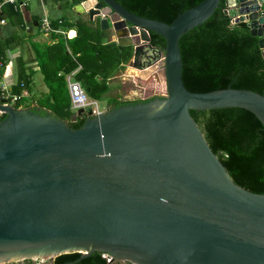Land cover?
Wrapping results in <instances>:
<instances>
[{
  "label": "water",
  "instance_id": "obj_1",
  "mask_svg": "<svg viewBox=\"0 0 264 264\" xmlns=\"http://www.w3.org/2000/svg\"><path fill=\"white\" fill-rule=\"evenodd\" d=\"M218 4L202 0L170 23L116 0L74 6L133 47L135 77L157 79L161 67L165 93L95 115L79 108L69 121L88 116L74 129L50 109L0 98V264L80 252L63 263L74 264L94 251L131 264H264V193L232 180L189 112L244 108L264 130V95L230 86L192 92L181 78L179 38ZM262 4L225 0L224 13L247 22L264 55ZM150 32L165 46L138 64L155 52Z\"/></svg>",
  "mask_w": 264,
  "mask_h": 264
},
{
  "label": "trees",
  "instance_id": "obj_2",
  "mask_svg": "<svg viewBox=\"0 0 264 264\" xmlns=\"http://www.w3.org/2000/svg\"><path fill=\"white\" fill-rule=\"evenodd\" d=\"M1 1V0H0ZM81 0H71V6ZM127 10L146 18L170 23L180 12L202 0H116ZM225 0H219L217 8L200 25L185 32L179 38L181 54V78L184 86L192 92H206L233 88L250 89L264 95V55L258 47L257 36L250 34L246 21L231 22L224 13ZM17 14L11 5L5 4L2 11ZM53 27L74 28V37L51 34L50 42H32L31 47L42 80L47 87L36 97V104L50 109L53 114L65 120L71 128L82 125L88 116L79 115L69 121V92L65 75L74 70V79L80 82L87 95L99 100L109 89V81L125 67L132 57L131 45L120 46L109 39L107 29H101L99 18L89 20L87 14L77 15L73 20L65 18L51 21ZM150 44L161 50L164 38L150 32ZM3 47L0 44V57ZM17 82L13 92L27 87L33 71L25 72L21 58L17 60ZM3 68L0 70V76ZM135 84L147 92L157 84L150 81L143 84L136 79ZM155 95L142 99L125 100L113 95L107 104H120L147 101ZM19 100L14 106H28ZM211 150L217 155L229 172L232 180L243 188L264 193V130L253 113L238 107L189 110ZM38 113L43 114V110ZM4 117L0 115V119ZM101 252L94 251L74 264H106ZM80 252L62 253L53 258L52 264H63L79 258ZM12 264V263H7ZM131 264V263H129Z\"/></svg>",
  "mask_w": 264,
  "mask_h": 264
},
{
  "label": "crops",
  "instance_id": "obj_3",
  "mask_svg": "<svg viewBox=\"0 0 264 264\" xmlns=\"http://www.w3.org/2000/svg\"><path fill=\"white\" fill-rule=\"evenodd\" d=\"M38 1L40 4L41 13L32 12L30 10L29 3L24 8L19 10L17 14H8L5 10L2 11V15L5 17L6 21L4 24H0V44L3 47V54L1 57L2 60L4 61L3 71L0 76V80L2 83L6 84L11 89L12 92H13L12 88L13 86H15L17 82V67H18L17 60L21 58V62L24 66L25 72L28 73L29 71H33L32 73L33 75L39 70L33 58L34 54L31 47V43L50 42L52 40L51 35H46L39 31L38 20L40 15H42L43 13L47 14L46 10H51L54 13L58 12L63 5L71 6V0H38ZM75 5L76 4H74L71 7H73L74 9ZM261 11L264 12V4L261 5ZM73 13L76 16L83 14L76 12L75 9ZM75 17L69 20H73ZM62 18H65V16L61 15V13L53 17H49L51 21L54 19H62ZM62 27L64 28V26ZM39 33H42L44 35V38L39 40L36 39L34 34H39ZM13 57L15 60V64L12 69L11 67L12 65L8 66V64L10 59ZM125 66L127 69L129 68L130 70H132V67H130L128 64H126ZM32 75L29 77L28 86L23 87V89H26L29 93V95L24 98V102L26 101V103L29 102L30 104L33 103L36 104L35 101L36 97L40 96L42 92H46L47 87L44 86L45 84H43L42 90L37 92V89L35 88L34 85V81L32 79ZM41 79H42V74H41ZM112 81H115L114 77L112 80L109 81V88ZM140 88H141L140 89L141 92L147 93V91L144 90L142 87Z\"/></svg>",
  "mask_w": 264,
  "mask_h": 264
},
{
  "label": "rangeland",
  "instance_id": "obj_4",
  "mask_svg": "<svg viewBox=\"0 0 264 264\" xmlns=\"http://www.w3.org/2000/svg\"><path fill=\"white\" fill-rule=\"evenodd\" d=\"M29 7L30 10L32 12H36V13H41V8H40V4L38 0H29ZM47 14L49 17H53L57 14H60L65 16V19H72L73 17H75L76 15L73 13L74 9L71 6H66L63 5L62 8L58 11V12H53L51 10H46ZM121 33L124 32L123 30L120 31ZM107 34H109V39L111 40H116L117 36L115 34V32L111 29H107ZM123 34V33H122ZM36 39H42L44 38V35L42 33L39 34H34ZM28 38V37H26ZM161 58L159 57V60ZM158 60V61H159ZM161 62V61H160ZM159 62V63H160ZM15 64V60L14 57L10 59L8 66H11L13 69V66ZM129 69V68H128ZM126 68V66L124 68H122L121 70L118 71V74L116 73L114 75V80L111 82L110 88L107 90V92H105L104 94H102L101 98L99 100H97V110L99 112H102L104 110H106L108 108V104H107V98H110L113 95L119 96L121 99H125V100H132V99H142V98H147L149 96L155 95V96H161L162 93L164 94L165 92V82L163 79V74H162V68L159 67L158 68V76H156L157 79L155 78H150L149 76L147 78L143 79H139L137 77H135L133 74V70H128ZM134 76V77H133ZM32 79L34 81V85L35 88L37 89V92H39L40 90H42L43 88V81L41 79V73L39 71H37L36 73H34L32 75ZM136 79L142 80V83H147V81H154L155 83H157V87L151 91V92H141V88L140 86H137L135 84ZM45 86V85H44ZM91 98V97H90ZM25 102H23L24 104ZM73 112V111H72ZM53 262V257L50 258H35V259H23V260H17V261H13V262H9L12 264H52ZM6 263H2V264H7ZM114 264H129V262L127 261H118V260H114Z\"/></svg>",
  "mask_w": 264,
  "mask_h": 264
},
{
  "label": "built area",
  "instance_id": "obj_5",
  "mask_svg": "<svg viewBox=\"0 0 264 264\" xmlns=\"http://www.w3.org/2000/svg\"><path fill=\"white\" fill-rule=\"evenodd\" d=\"M29 0H1L0 1V24H4L6 19L2 15V9L5 4L11 5L13 10L19 11L24 8L28 4ZM86 14V13H83ZM38 28L39 31L46 35H51L52 33L61 34L66 38L74 37L76 31L74 28L64 29L62 26L57 28L53 27L51 24V20L49 19L48 15L43 13L40 15L38 20ZM162 58V57H160ZM4 66V61L2 57H0V70ZM76 70L71 72L70 74L65 75V80L69 92L70 98V109L73 112H76L79 108H87L90 107L91 115L98 114L99 111L97 110V100L90 98L83 87L81 86L80 82L74 79V73ZM165 93V92H164ZM29 95L26 89H20V92H12L11 89L0 80V98L3 100L4 104H11L15 105L19 100L24 99ZM21 106V105H20ZM102 257L106 259V264H114V259L106 253L101 254Z\"/></svg>",
  "mask_w": 264,
  "mask_h": 264
},
{
  "label": "flooded vegetation",
  "instance_id": "obj_6",
  "mask_svg": "<svg viewBox=\"0 0 264 264\" xmlns=\"http://www.w3.org/2000/svg\"><path fill=\"white\" fill-rule=\"evenodd\" d=\"M154 47V46H153ZM155 48V52H152L151 50L149 51L148 50V56H147V58L144 56V57H142V58H140L138 61H137V63L139 64H143V65H147V63L148 62H151L152 60H151V56H154L155 55V53L156 52H158L159 50H161L160 48H158V47H154ZM154 53V54H153ZM150 78H154L153 76L152 77H150ZM150 82V81H149ZM148 81H147V83H149ZM147 83H144V84H147ZM163 94V93H162ZM133 100V99H132ZM131 101V100H130ZM137 102H141V101H137ZM133 103H136V102H133ZM84 114V113H83Z\"/></svg>",
  "mask_w": 264,
  "mask_h": 264
},
{
  "label": "bare ground",
  "instance_id": "obj_7",
  "mask_svg": "<svg viewBox=\"0 0 264 264\" xmlns=\"http://www.w3.org/2000/svg\"><path fill=\"white\" fill-rule=\"evenodd\" d=\"M77 9H78V10H80V9H81V7H77Z\"/></svg>",
  "mask_w": 264,
  "mask_h": 264
}]
</instances>
